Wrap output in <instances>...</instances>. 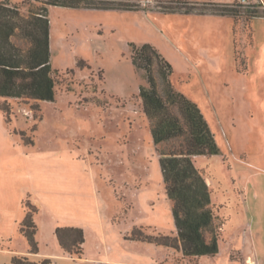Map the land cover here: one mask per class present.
<instances>
[{"label": "rangeland", "instance_id": "obj_1", "mask_svg": "<svg viewBox=\"0 0 264 264\" xmlns=\"http://www.w3.org/2000/svg\"><path fill=\"white\" fill-rule=\"evenodd\" d=\"M7 1L23 17L45 2ZM123 1L140 10L50 7L55 102L33 111L9 101V123L0 111V264L28 256L19 233L28 200L38 208L40 256L54 255L51 264H188L129 240L139 230L175 233L138 97L147 84L129 43L150 44L171 65L174 89L197 105L220 150L194 160L211 191L220 253L191 264H257L264 238L241 236L264 229V0ZM58 227L83 231L80 257L58 247Z\"/></svg>", "mask_w": 264, "mask_h": 264}, {"label": "trees", "instance_id": "obj_2", "mask_svg": "<svg viewBox=\"0 0 264 264\" xmlns=\"http://www.w3.org/2000/svg\"><path fill=\"white\" fill-rule=\"evenodd\" d=\"M49 7L140 10V5L123 0H45L43 7L23 17L7 0H1L0 111L8 123L11 120L9 101L29 104L33 111H39L42 103L55 102ZM161 7L163 11L177 8ZM233 12L231 15H235ZM129 48L131 64L135 70L143 71L147 84L139 86L138 97L155 148L163 192L171 203L175 230L173 236L158 237L147 236L139 230L129 240L171 249L188 264L197 259L215 258L220 253V227L215 223L210 188L194 161L198 157L220 155L214 135L197 105L174 89L170 81L172 67L157 50L147 43H129ZM170 142L177 144L168 150L160 148L161 144ZM24 205L25 217L19 224V233L28 244V254L35 255L39 252L35 241L38 228L34 222L38 208L29 200ZM54 236L64 253L80 257L85 242L81 229L58 227ZM12 262L35 264L26 257ZM42 264L48 263L45 260Z\"/></svg>", "mask_w": 264, "mask_h": 264}, {"label": "crops", "instance_id": "obj_3", "mask_svg": "<svg viewBox=\"0 0 264 264\" xmlns=\"http://www.w3.org/2000/svg\"><path fill=\"white\" fill-rule=\"evenodd\" d=\"M50 8V7H49ZM48 8V9H49ZM171 204V203H170ZM38 215V214H37ZM36 215V216H37ZM262 227H264V224H262L261 225ZM239 231H237L238 232V234H240V233H242L243 232V229H238ZM38 233V232H37ZM238 234H236L237 236H238ZM252 237V238H255L256 236H258L260 239H262V238H264L263 236H264V229L262 228L261 229V231H259V232H252V233H248V231H246L245 233H244V235L243 236H241V237H243V238H245V237ZM236 236H234L233 238H235ZM84 245V244H83ZM59 247V246H58ZM260 247H261V250H260V252H261V254L264 256V241H262L261 240V242H260ZM252 251H254L253 250V247L252 248H250V249H248V253H247V251H245L244 252V249H243V254H244V257H248V255H249V253H252ZM56 253L57 252H55L54 254L56 255ZM27 258H29V257H31V256H38L39 258H40V262H42L43 263V261H47L48 262V264H51V262H50V259H52L53 258V256L54 255H46L45 257H43V256H40V251H39V253L38 254H35V255H33V254H28V252H27ZM56 257V256H55ZM203 259H206L207 260V258H203ZM256 260H254L255 262H257V264H264V258L263 259H261L260 261L258 260V258H257V254H256V258H255ZM230 261V260H229Z\"/></svg>", "mask_w": 264, "mask_h": 264}, {"label": "built area", "instance_id": "obj_4", "mask_svg": "<svg viewBox=\"0 0 264 264\" xmlns=\"http://www.w3.org/2000/svg\"><path fill=\"white\" fill-rule=\"evenodd\" d=\"M243 5H248V0H239Z\"/></svg>", "mask_w": 264, "mask_h": 264}]
</instances>
